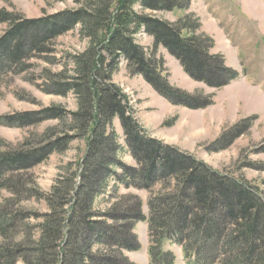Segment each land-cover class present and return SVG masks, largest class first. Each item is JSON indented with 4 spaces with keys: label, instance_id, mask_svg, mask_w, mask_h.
Listing matches in <instances>:
<instances>
[{
    "label": "trees",
    "instance_id": "1",
    "mask_svg": "<svg viewBox=\"0 0 264 264\" xmlns=\"http://www.w3.org/2000/svg\"><path fill=\"white\" fill-rule=\"evenodd\" d=\"M191 4L192 0H89L74 12L17 24L0 40V52H8L13 62L29 58L33 52L45 53L49 39L63 36L77 26L81 27V37L88 40L85 51L71 56L72 76L65 82L56 75L51 79L61 95L71 92L77 98V112L68 115L63 110L49 111L52 119L67 124L66 136L43 147L0 155V173H13L44 162L55 151L66 149L73 139L85 144L84 156L75 164L77 168H68L45 199L49 210L37 228V237L23 235L15 245L8 242V233L24 217L8 216L6 222L0 217V235L5 231L0 264H131L122 251L139 248L133 231L137 222L145 221L149 223L152 264H174V255L163 249L166 242L172 241L183 248L189 263L212 260L209 264H264V203L257 190L212 172L192 155L141 136L133 112L129 111L127 95L113 82L115 71L125 61L133 75H141L167 100L172 101L173 95L180 102L182 95L173 92L164 75V61L157 54L160 47L196 81L219 88L237 78V74L222 68L223 60L209 54L214 43L200 32L198 18L187 15L171 24L139 14L136 9L140 6L151 11H185ZM7 21L0 14V22ZM33 27H44V32L34 37L27 49L24 35ZM142 30L154 39L150 50L136 42ZM207 67L221 72L205 76L201 72ZM185 99L190 103L185 106L192 108L191 98ZM33 116L36 115L18 120L26 127L38 123ZM116 120L135 167L121 160ZM165 181L170 182L171 191L152 193L149 219L137 198L134 205L120 207L126 202L116 197L121 187L149 190L164 186ZM103 196L110 205L100 218L96 201ZM233 196L236 210L230 206ZM222 204L226 213L212 221L209 215L213 208ZM226 228L231 229L230 234H225ZM212 231L219 251L209 259L202 253L209 242L204 245L201 239ZM95 246L104 250L96 252Z\"/></svg>",
    "mask_w": 264,
    "mask_h": 264
},
{
    "label": "rangeland",
    "instance_id": "2",
    "mask_svg": "<svg viewBox=\"0 0 264 264\" xmlns=\"http://www.w3.org/2000/svg\"><path fill=\"white\" fill-rule=\"evenodd\" d=\"M88 1L0 0V14H4L8 20V23L0 22V40L17 24L74 12L85 7ZM136 9L139 14L153 16L171 24L187 15L198 18L200 32L214 43L209 54L223 60V69L227 68L238 75L222 87H211L192 79L178 60L160 47L157 54L164 61V75L169 86L173 92L182 95L180 102L173 95L172 101H169L141 75H133L125 61L121 62L115 71L113 82L127 95L129 111L132 110L133 118L138 123V132L163 146L192 155L212 172H217L232 182L245 184L254 192L257 190L259 199L264 203V91H261L264 90V0H192L191 6L185 11L173 12L151 11L140 6ZM216 22H220L222 26L219 27ZM222 27L236 42V47L235 43L229 42ZM43 28L33 27L27 31L24 35L27 49L34 37L43 35ZM80 28L77 26L63 36L49 39L45 45V53L39 55L38 52H33L29 58L18 62H13L8 52H0V155L5 152L15 154L21 149L26 151L33 146L43 147L53 139L66 136L67 124L52 119L49 111L63 110L68 115L77 112V98L71 92L61 95L51 79L56 75L60 76L58 79L61 82H65L72 76L74 67L71 56L85 51L88 45V40L81 37ZM136 42L150 50L154 39L142 30L137 34ZM240 59L246 70L245 77L244 71H241L243 66ZM214 71L218 75L221 72L218 68L207 67L201 73L208 76L214 74ZM255 85L261 90L256 89ZM185 97L191 98L192 108L185 106L190 104ZM30 114L36 115L33 118L39 121L25 127L19 120ZM114 127L122 147L121 160L129 167H135L136 162L128 153L118 120L114 122ZM84 152L83 140L73 139L66 149L55 151L33 168L0 173L1 219L6 222L8 216L17 214L24 217L8 233V242L15 245L23 235L38 236L37 228L43 224L44 216L49 210L45 199L57 179L63 177L68 168L72 171L77 168L75 164L80 162ZM168 184L170 182L165 181L164 186L149 190L121 187L116 192V197L125 199L126 202L120 205L122 209L134 205L137 198L142 203L143 213L149 219L148 204L153 198L152 193L168 194L171 191ZM96 202V213L103 218L101 213L110 204L104 196L97 198ZM235 203L233 196L230 206L234 210ZM223 205L213 208L209 215L212 221L219 220L226 213ZM5 211L8 214L6 216ZM118 214L121 215L120 212ZM180 217L181 215L178 216ZM230 230L226 228L225 234H230ZM2 234L0 249L5 246V231ZM133 234L138 238L139 248L123 250L122 256L131 264H149L148 248H151V243L148 221L137 222ZM205 241L209 243L205 249L202 248V253L210 259L219 251V246H214L215 231L204 235L201 242L205 245ZM94 249L96 252L104 250L99 246ZM163 249L174 255V264H187L177 242H166ZM211 261L203 263L209 264Z\"/></svg>",
    "mask_w": 264,
    "mask_h": 264
}]
</instances>
